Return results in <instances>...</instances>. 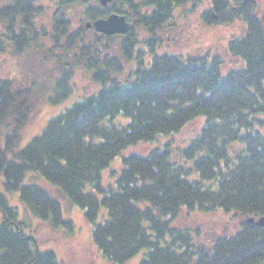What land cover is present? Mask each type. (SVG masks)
I'll return each mask as SVG.
<instances>
[{
  "label": "trees",
  "instance_id": "trees-1",
  "mask_svg": "<svg viewBox=\"0 0 264 264\" xmlns=\"http://www.w3.org/2000/svg\"><path fill=\"white\" fill-rule=\"evenodd\" d=\"M38 1L44 0H0L4 22L0 54L7 51L6 44L12 45L9 53L15 57L33 48L45 49L43 43H36L49 37L59 54L47 49L48 55L62 69L47 87L33 75L25 85L0 77L4 187L19 190L34 216L48 220L53 228L63 224L70 230L73 224L64 220L58 200L36 183H22L34 172L57 187L84 209L96 247L113 264H125L142 250L140 264H264V227L247 222L264 215V132L255 129L257 122L264 125L259 118L264 114V25L255 5L245 0H211L212 8L202 14L214 25L246 22L245 35L231 39L226 48L231 58L243 61L241 69L223 78L219 55L207 61L155 54L148 67H142L144 50L140 49L135 77L128 84H119L108 77L106 68L101 71L95 66L94 78L110 79L109 84L73 102L19 148L23 128L41 101L56 104L73 92V69L63 61L71 46H59L61 39L71 37L69 8L80 5L91 21L111 13L124 14L129 21L133 14L137 25L156 42L157 31L176 7L188 2L198 5V0H143L141 4L112 0L107 6L99 0H45L47 6ZM51 8L48 27H38L37 15ZM132 25L119 34L123 58L130 62L134 46L140 43ZM76 48L81 53H75L76 63L87 61L91 67L97 54L90 56L83 38ZM200 116L204 123L182 141L186 143L182 148L173 150L164 143L144 156L126 155L129 147L139 143L181 134ZM124 154L114 184L103 185L102 171ZM102 207L106 217L98 222ZM184 208L188 215L198 208L244 220L237 234L217 237L206 250L199 229H192V235L190 228L176 225ZM0 214V264H61L53 251L40 249L37 239L24 232L16 208L1 192Z\"/></svg>",
  "mask_w": 264,
  "mask_h": 264
},
{
  "label": "rangeland",
  "instance_id": "rangeland-1",
  "mask_svg": "<svg viewBox=\"0 0 264 264\" xmlns=\"http://www.w3.org/2000/svg\"><path fill=\"white\" fill-rule=\"evenodd\" d=\"M41 2L43 6H47L45 0ZM41 2L38 1V5ZM136 2L141 4L143 0H136ZM252 3L255 5L256 14L264 25V0H253ZM211 8V0H198L197 6H193L192 2L179 5L172 13L170 20L165 22L163 27L157 31V37L160 39L156 42L150 39V34L144 27L137 25L135 18L132 17L133 14L130 15V24H133L134 34L140 41L134 46V51L132 50V62L123 58V35L113 34L106 37L98 33L92 26L86 28L85 25L93 21L85 17L81 6L77 5L76 8H69L66 19L69 20L68 35L71 37L61 39L59 46L60 44L71 46L63 61L73 69V92L68 99L56 104L46 100L41 101L37 111L23 128L19 148H23L33 137L41 134L47 122L63 112L73 102L82 100L83 96L93 94L101 87L109 84L110 79L101 81L100 78H94L95 66L101 71L106 68L108 77L114 78L119 84H128L135 77V70L139 61L137 51H141L140 49L144 50L141 55L144 61L142 67H148V63L155 54L177 55L183 58L204 57L207 61H210L213 56L219 55L223 61L220 67L223 78L231 70L241 69L244 66L243 61L238 58H231L226 48L231 39H239L245 35L247 24L240 19L232 23L210 24L203 19L202 14ZM52 11L53 9L46 10V13L42 12L37 15L38 27H48L49 15ZM3 28L4 22L0 21V32ZM72 37L74 41H70ZM48 38L40 39L36 43L39 45L43 43L46 46L45 49L33 48L17 57L9 53L12 45L6 44L7 51L0 54V77H12L16 85L29 83L32 75L34 80L43 83L46 87L53 83L62 69L56 59L48 55L47 49H52L54 54H59L57 49L54 48V43L48 41ZM81 38L84 40V45L90 46V56L94 58V53L97 54L95 61L91 62L93 64L91 67L87 65V61H83L79 65L75 61V53L77 55L81 54L79 48H76L77 44H80ZM145 40H149V44L143 43ZM103 81L105 82L103 83ZM199 118L186 127L181 134H173L159 140L139 143L136 146L129 147L126 150L128 151L126 155L144 156L156 147H163L164 143L169 144L173 150L182 148L186 144H182V141L187 140L196 133L202 122L204 123V117L200 116ZM259 118L264 122V114L260 115ZM255 129L264 132V125L257 122ZM3 143L2 139L1 144ZM126 155L118 156L111 162L109 167L102 171L101 181L103 185L114 184L123 165L122 159ZM34 174V172H29L22 184L36 183L43 187L53 198L60 202L64 220L71 221L73 228L69 230L63 224L58 228H53L48 220L34 216L20 198L19 190L9 191L4 187V178L0 172V192L6 196L9 204L16 208L18 218L24 223V232L37 239L40 249L53 251L57 261L61 264H113L96 247L92 238L93 225L85 217L84 209L78 204L72 203L57 187L46 184L42 180L44 178L35 177ZM183 210L176 225L181 229L190 228L192 235L195 234L194 230L199 229V241L206 250L209 249V246L217 237L237 234L244 220L232 215L219 216L213 212H203L198 208L189 215L185 208ZM105 217L106 210L102 207L97 221L102 222ZM144 252L145 250L140 251L125 264H140Z\"/></svg>",
  "mask_w": 264,
  "mask_h": 264
},
{
  "label": "water",
  "instance_id": "water-1",
  "mask_svg": "<svg viewBox=\"0 0 264 264\" xmlns=\"http://www.w3.org/2000/svg\"><path fill=\"white\" fill-rule=\"evenodd\" d=\"M104 6H107L112 0H99ZM253 1V0H245ZM87 27L93 26L95 30L106 35L123 34L125 33L130 23L124 14L111 13L107 18H97L92 23L88 22ZM248 223H255L259 227H264V215L259 218L250 217L247 219Z\"/></svg>",
  "mask_w": 264,
  "mask_h": 264
},
{
  "label": "bare ground",
  "instance_id": "bare-ground-1",
  "mask_svg": "<svg viewBox=\"0 0 264 264\" xmlns=\"http://www.w3.org/2000/svg\"><path fill=\"white\" fill-rule=\"evenodd\" d=\"M251 2H253V1H251Z\"/></svg>",
  "mask_w": 264,
  "mask_h": 264
}]
</instances>
